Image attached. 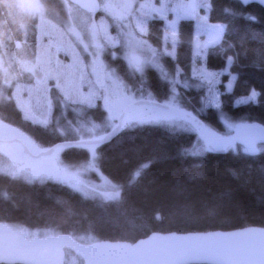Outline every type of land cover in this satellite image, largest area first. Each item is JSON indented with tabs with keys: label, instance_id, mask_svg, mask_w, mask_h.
<instances>
[{
	"label": "trees",
	"instance_id": "1",
	"mask_svg": "<svg viewBox=\"0 0 264 264\" xmlns=\"http://www.w3.org/2000/svg\"><path fill=\"white\" fill-rule=\"evenodd\" d=\"M39 1L46 18L62 26L66 17L63 1ZM199 9L208 23L222 26L218 47L204 54L205 68L220 71L231 60L232 85L224 91L226 76L221 75L215 107L200 100V91L177 85L179 105L198 117L206 129L222 136L230 134L225 121L264 126V10L235 0H207ZM194 23L190 18L177 22L174 56L161 58L170 74L188 72ZM161 25L160 19L146 24L147 38L156 46ZM36 33L35 20L21 12L17 0H0V44L6 58L33 57ZM109 64L127 87L142 85L159 102L170 97L169 84L155 69L146 68L139 77L118 57ZM12 67L17 81L31 84L29 72ZM250 92L256 93L255 102H239ZM86 114L105 122L98 104L87 108ZM0 123L44 149L63 142L55 129L26 119L12 100L0 99ZM110 128L104 127V133ZM195 137L194 132L143 123L122 128L110 142L94 148L99 171L120 186L118 197L108 201L82 197L58 182L28 183L0 174V223L67 233L79 242H133L151 232L264 227V143L256 144L257 150L234 145L224 154H212L205 148L192 151ZM60 156L65 163H74L85 160L87 152L68 147Z\"/></svg>",
	"mask_w": 264,
	"mask_h": 264
},
{
	"label": "rangeland",
	"instance_id": "2",
	"mask_svg": "<svg viewBox=\"0 0 264 264\" xmlns=\"http://www.w3.org/2000/svg\"><path fill=\"white\" fill-rule=\"evenodd\" d=\"M62 1L66 17L59 26L46 18L39 0H17L21 12L36 22V51L29 59L16 55L8 59L0 44V99L12 100L26 119L55 129L63 142L98 138L104 134V127L115 124L118 113L126 104L139 99L154 100L142 85L132 89L124 84L109 64L115 57L124 62L131 74L139 77L146 68L155 69L170 87V97L163 103L186 112L189 111L178 103L177 85L200 91V100L213 107L218 104L216 85L221 75L226 76L224 91L231 88V60L220 71H209L203 62L206 51L218 47L222 32L220 24L208 23L200 12V6L204 7L207 0H98L99 13H86V16L67 0ZM151 18L162 22L159 46L147 38L146 24ZM188 18L195 21L188 72L170 74L161 58L174 56L177 22ZM15 45L20 46L19 43ZM12 66L29 72L31 84L17 81ZM247 101L255 102L256 93L250 92L239 99V102ZM96 104L104 111L105 122L102 124L86 114L87 108ZM143 123H160L175 130L194 132L192 151H204L200 135L193 126L154 107L132 108L124 117L122 128ZM224 125L231 133L243 124L225 121ZM205 130L215 148H221L230 135ZM0 139L1 175L28 183L58 182L85 198L108 201L119 195L120 186L99 171L94 148H85L86 159L74 163H65L59 148L50 156L41 157L37 163L29 164L22 159V145L31 153L45 149L25 134L1 123ZM12 139L16 141L10 142ZM249 149L257 150L258 147ZM9 227L28 239L55 235L48 229ZM91 241L86 239L81 243ZM64 250V264L81 263L71 249Z\"/></svg>",
	"mask_w": 264,
	"mask_h": 264
},
{
	"label": "water",
	"instance_id": "3",
	"mask_svg": "<svg viewBox=\"0 0 264 264\" xmlns=\"http://www.w3.org/2000/svg\"><path fill=\"white\" fill-rule=\"evenodd\" d=\"M67 1L87 14L97 15L100 10L98 0ZM235 1L242 6L255 4L264 10V0ZM136 106L154 107L190 124L198 131L205 150L212 154H224L234 145L249 148L264 143V126L251 123L234 129L225 144L215 148L208 140L203 122L195 115L163 102L139 99L126 104L118 113L115 124L102 136L58 142L38 153H31L23 145V161L32 163L59 148H96L106 144L118 135L124 117ZM64 248L76 253L81 259L80 264H264V227L151 232L133 242L93 240L81 243L67 233L28 239L0 223V264H64Z\"/></svg>",
	"mask_w": 264,
	"mask_h": 264
},
{
	"label": "flooded vegetation",
	"instance_id": "4",
	"mask_svg": "<svg viewBox=\"0 0 264 264\" xmlns=\"http://www.w3.org/2000/svg\"><path fill=\"white\" fill-rule=\"evenodd\" d=\"M71 6L74 7L76 10L82 12V13L85 14V16H86V13L83 12V11H81L78 7H76V6L72 5V4H71ZM87 15H89V14H87ZM151 19H154V18H151ZM0 140H1V139H0ZM22 146H23V145H22ZM21 158H22V154H21ZM22 159H23V158H22ZM39 160H40V158H39L38 160L32 162V163H37ZM29 164H31V163H29ZM68 249H70V248H68ZM73 253H74V252H73ZM75 254H76V253H75ZM80 260H81V259H80Z\"/></svg>",
	"mask_w": 264,
	"mask_h": 264
}]
</instances>
